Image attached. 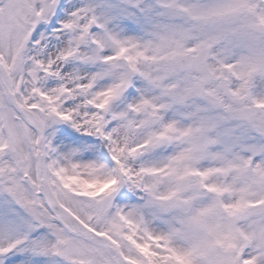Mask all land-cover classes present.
<instances>
[{
    "label": "snow or ice",
    "instance_id": "6c2138e0",
    "mask_svg": "<svg viewBox=\"0 0 264 264\" xmlns=\"http://www.w3.org/2000/svg\"><path fill=\"white\" fill-rule=\"evenodd\" d=\"M0 264H264V0H0Z\"/></svg>",
    "mask_w": 264,
    "mask_h": 264
}]
</instances>
